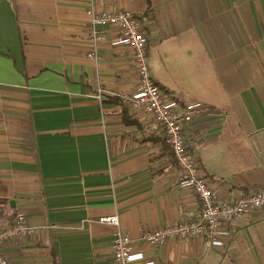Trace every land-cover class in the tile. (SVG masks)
I'll return each instance as SVG.
<instances>
[{
    "label": "crops",
    "instance_id": "0c3cea01",
    "mask_svg": "<svg viewBox=\"0 0 264 264\" xmlns=\"http://www.w3.org/2000/svg\"><path fill=\"white\" fill-rule=\"evenodd\" d=\"M135 14L150 78L199 102L183 137L219 200L264 188V0H0V228L19 209L38 227L1 250L10 264H114L131 239L196 211L137 89L116 26L88 56L86 9ZM99 90V96L98 94ZM115 214L118 224L99 221ZM222 246L196 237L133 243L153 264H264V206L223 223Z\"/></svg>",
    "mask_w": 264,
    "mask_h": 264
},
{
    "label": "built area",
    "instance_id": "2783aa9c",
    "mask_svg": "<svg viewBox=\"0 0 264 264\" xmlns=\"http://www.w3.org/2000/svg\"><path fill=\"white\" fill-rule=\"evenodd\" d=\"M86 13L89 17L88 39L92 45V50L87 55L95 58L96 48L104 39L103 26L113 25L119 28L120 34L115 43L128 47L137 75L136 91L124 95L127 109L142 110L150 114L152 122L159 126L171 150L178 170V182L188 187L199 199L198 210L185 212L184 219L153 229L140 228L135 240L117 229L111 240L114 264H153V260L144 259L141 251L133 250L134 241L138 244L157 246L167 239L196 237L208 246H222L223 223L264 206V188H257L252 192L239 191L233 200H219L208 181L199 176L198 162L182 134L186 123L201 116L203 105L199 102L182 105L180 97L168 98L150 78L146 38L135 14L126 9L108 11L95 10L92 7H88ZM99 93L98 90V96ZM116 218L115 214L104 215L99 217V221L117 226ZM37 231L38 227L28 224L24 212L19 209L11 221L0 228V250L7 240L31 237ZM0 264H10L2 251Z\"/></svg>",
    "mask_w": 264,
    "mask_h": 264
}]
</instances>
